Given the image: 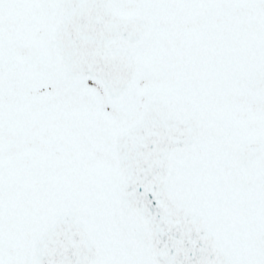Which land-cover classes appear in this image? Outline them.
Returning <instances> with one entry per match:
<instances>
[{"label": "snow or ice", "instance_id": "obj_1", "mask_svg": "<svg viewBox=\"0 0 264 264\" xmlns=\"http://www.w3.org/2000/svg\"><path fill=\"white\" fill-rule=\"evenodd\" d=\"M0 264H264V0H0Z\"/></svg>", "mask_w": 264, "mask_h": 264}]
</instances>
